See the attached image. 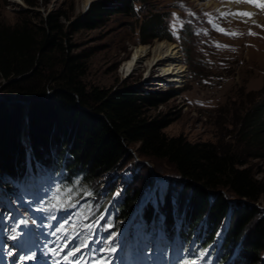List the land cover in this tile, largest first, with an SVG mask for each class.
<instances>
[{
	"label": "trees",
	"instance_id": "obj_1",
	"mask_svg": "<svg viewBox=\"0 0 264 264\" xmlns=\"http://www.w3.org/2000/svg\"><path fill=\"white\" fill-rule=\"evenodd\" d=\"M125 1L124 12H132L130 2L134 0ZM107 12L100 3L91 5L79 29H96ZM159 22L157 16L144 22L142 35L148 34L152 40L157 38ZM43 24L44 29L25 22L13 27L0 23V77L18 78L10 86L23 83L10 94H16L19 99L40 100L52 88H40L38 81L52 83L55 88L52 98L41 100L39 106L32 105L24 121L23 110L17 103L8 99L4 100L6 103L0 102V173L16 181L24 180L28 153L32 166L38 164L51 171L73 197H82L81 201L100 198L98 202L90 200L82 210L92 218L101 212L105 200L88 185L98 174L130 159L128 150L136 144L138 156L166 161L188 190L184 200L183 193L175 198L169 187L165 200L157 201L156 214L149 202L143 210L147 221L162 218L163 228L169 234L181 228L183 241L196 238V252L215 259L218 264H257L264 253V209L257 207L260 201L264 202V181H257L243 168L241 155L207 142L191 143L182 137H167L163 130L168 122L144 115V108L160 104L151 94L129 87L112 92L82 86L78 60L69 55V47L61 42L57 17L49 16ZM56 53L59 71L54 72L51 68ZM163 95L168 99L175 96L173 91ZM23 122L29 152L22 147ZM263 132L262 104L254 106L242 118L238 133L245 145L243 155L248 153L253 159L263 156ZM139 173L138 169L136 175ZM138 182L143 189L127 192V186L121 203L111 206L110 222L128 221L145 193V186L150 184L148 179L143 184ZM113 193L114 190L108 197ZM228 195L240 202L231 207ZM226 217H229L228 228L218 238L216 235Z\"/></svg>",
	"mask_w": 264,
	"mask_h": 264
},
{
	"label": "rangeland",
	"instance_id": "obj_2",
	"mask_svg": "<svg viewBox=\"0 0 264 264\" xmlns=\"http://www.w3.org/2000/svg\"><path fill=\"white\" fill-rule=\"evenodd\" d=\"M27 1L31 4L27 5L24 0H0V23L13 27L25 22L31 23L36 28L44 29L43 22L49 16L57 17L62 32L61 42L63 46L69 47V55L78 60L82 75L79 81L82 86L89 90L112 92L122 87H129L137 92L151 94L160 104L158 107L144 108V115L148 119L163 118L168 122V126L163 130L167 137H182L191 143L207 142L221 150L241 155L240 161L245 164L243 168H247L257 181H264V148L261 150L262 157L253 159L248 153L243 155L242 150L245 145L238 133L244 115L256 105H264V17L258 18V27L254 24L251 27L232 24L233 28L243 31V36L232 39L220 38L229 46V49L216 50L207 49L203 44L205 36L195 33L196 29L206 25L197 17L204 20L202 12L214 7L209 1L134 0L128 1L132 5V12L129 13L124 12L125 0H91L87 4H84V0ZM95 3L102 4L108 12L100 18L96 29H79L88 9ZM155 16L160 19V24L158 23L160 28L156 30L158 37L152 40L148 34L142 35L141 28L144 22L148 23ZM248 29H252L254 33L250 35ZM144 40H146L145 44L142 43ZM161 44L174 45L175 51L178 52L177 61L185 70L182 83L165 84L167 78L158 79L161 75L159 69L149 65L155 60L153 49ZM139 47L146 48L148 53L137 62L134 68L132 67L130 72L123 71L124 63L132 59ZM55 55L51 71L57 72L59 71L57 66L59 56L57 53ZM45 75H48V72H45ZM14 80L18 78L5 80L0 77V102L8 99L17 103L23 110L24 121L25 113L30 112L32 105L38 103L39 106L41 100L52 98L55 88L53 89L52 83L44 84V80H41L37 82L40 88H52V90L46 91L40 100L19 99L16 94L11 95L10 93L16 91L13 89L23 83L18 82L10 86ZM168 91H173L175 96L170 99L166 98L163 93ZM7 109L10 108L7 107ZM20 132L24 144L22 147L28 150L30 145L26 141L25 122L21 124ZM27 142L28 145H26ZM137 147L136 144L131 145L128 150L130 159L122 161L111 171L98 174L92 184L88 185L105 200L96 218L107 216L109 218L111 206H118L121 203L125 188L128 186L127 192L133 188L143 189L136 183L140 181L138 183L143 184L146 179L150 184L145 186V193L139 204L144 199L147 205L156 197H158V202L163 201L170 190L173 191L175 198H180V194L183 193L184 200L186 199L188 190L183 188V182L180 181L173 167L164 160L138 156ZM137 164H140V173L136 175ZM34 168L37 169L38 176L42 178L36 179L34 174L30 173V176L32 175L30 178L17 185V188L21 187L22 191V195L18 197L19 201L28 200L36 181L44 179L39 183L43 187L49 184L55 186L57 182L48 169H42L38 164L33 165L32 169ZM154 183L155 187L150 186ZM9 184L11 182L6 174L0 173V198L13 202L8 199H12L17 188L14 186L15 192L10 193L3 187ZM112 190L114 193L108 197ZM66 191L67 189L63 191V195ZM66 195L67 197L72 196L68 192ZM227 197L231 207L240 202L233 196L228 195ZM81 198L71 197L73 201L78 202ZM90 200L98 202L100 198L98 196L85 198L80 203L85 207ZM1 201L0 211L3 212L7 210V206ZM158 202L152 205L153 214L157 213L155 207ZM23 205L29 208L30 203L27 201ZM257 207L264 209V202L260 201ZM10 210L11 208L8 212L12 211ZM16 211L20 209L16 208ZM140 211L134 218L131 215L128 221L115 222V232H120L130 224L132 228L135 223L138 224L136 228L140 231V235L144 231L150 234L151 231H156L154 229H157L158 236L159 231L163 233L162 221L148 225L142 219L145 213ZM11 220V216H8L4 221H0V234L14 222ZM223 230L222 226L221 231L216 235L218 238L222 237L225 232ZM161 243L160 238L159 244ZM257 264H264V253L261 254Z\"/></svg>",
	"mask_w": 264,
	"mask_h": 264
},
{
	"label": "bare ground",
	"instance_id": "obj_3",
	"mask_svg": "<svg viewBox=\"0 0 264 264\" xmlns=\"http://www.w3.org/2000/svg\"><path fill=\"white\" fill-rule=\"evenodd\" d=\"M90 1L91 0H84V4H87ZM173 46L174 45L166 46L164 44H161V45H158L157 47H155L153 49V52L155 53V60H153L149 65L152 68L159 69L161 75H159L158 79L160 77H165V78H167V82L165 81V84H174V85L176 84L177 85V84L183 82L182 77L184 76L183 73H184L185 70L182 67H180V63H178V61H177L178 58H179L178 52L175 51V47H173ZM147 53H148V51H147L146 48H144V47L137 48L135 53L133 54L132 59L131 60H127L124 63L123 71L130 72L132 67L134 68L135 65H137V62L142 60L146 56ZM3 102H6V101H3ZM26 141H27V137H26ZM26 145H28V142H27ZM139 168H140V164L139 165L137 164L136 171ZM30 173L31 172L27 171L26 177H25V179L23 181H26L27 178H30L33 174H35L33 172L32 175L30 176ZM34 177H36V176L34 175ZM151 186L155 187L156 185L154 183ZM152 190L155 191L154 188H152ZM163 193L165 194V192H163ZM157 198L158 197H156L155 200H153V199L151 200L152 205H154V202L158 201ZM143 200H142L141 204H139L136 207V209L131 213L132 218H134V216L140 210L143 211L147 207V205L149 204V202H148L147 205H145V202ZM160 202H163V201H160ZM155 211L158 212V207L157 206L155 207ZM131 215H130V217H131ZM160 220L163 222L162 218H160ZM160 220H159V218L158 219L155 218L154 221H160ZM129 226L130 225H128L127 228H129ZM222 226L224 228V230H223V232H224L227 229V226H228V217L225 218V220L222 223ZM127 228L121 230L116 235H114L115 240L113 241L112 246H114L116 251L112 253V258H114L116 255L120 254V251L123 248L125 240L127 238V234H128V229ZM21 242H22V240H21Z\"/></svg>",
	"mask_w": 264,
	"mask_h": 264
},
{
	"label": "snow or ice",
	"instance_id": "obj_4",
	"mask_svg": "<svg viewBox=\"0 0 264 264\" xmlns=\"http://www.w3.org/2000/svg\"><path fill=\"white\" fill-rule=\"evenodd\" d=\"M230 2H235L237 4H240V3H244V4H248L250 6H253L257 9H262L264 10V0H230ZM222 16H226V15H232V16H239V17H251L252 13H249V12H234V13H222L221 14ZM209 23H212L211 20H209ZM214 27L216 28V30L218 32H221L225 35H233L235 36L236 34L235 33H227L225 32V30L221 27H219L218 25H214ZM175 34V33H174ZM250 35L253 34V33H249ZM219 47V45H218ZM101 219H103V217H101ZM24 223H26V221H24ZM111 227V225H108L105 230H109V228ZM89 228L91 229V226H89ZM79 234H77V237H74L73 239H76L78 238ZM64 237L67 238V233L64 234ZM9 239H12V240H16V235L15 234H12L11 236L8 237ZM115 240V237L112 236L110 238H106L104 240H99L97 241L98 243H101V244H108L110 247L108 249H100V251H107L109 254H111L112 252H115V248L114 247H111L113 241ZM68 247L67 244H65L63 247L60 248V251H63L64 248ZM83 247H88V244L87 243H84L83 244ZM81 251V245H77L73 250L69 251L67 253V255H65L63 257V259L65 261H67L69 259V257H73V256H76V254L78 252ZM56 253V249H52L51 250V253L50 254H55ZM25 259L27 260H32V259H35L34 256H28V257H25ZM75 264H80V261L77 260L75 261ZM95 264H107V261H96ZM181 264H197V261L195 259H192V260H183L181 261Z\"/></svg>",
	"mask_w": 264,
	"mask_h": 264
},
{
	"label": "water",
	"instance_id": "obj_5",
	"mask_svg": "<svg viewBox=\"0 0 264 264\" xmlns=\"http://www.w3.org/2000/svg\"><path fill=\"white\" fill-rule=\"evenodd\" d=\"M26 76V75H25Z\"/></svg>",
	"mask_w": 264,
	"mask_h": 264
}]
</instances>
